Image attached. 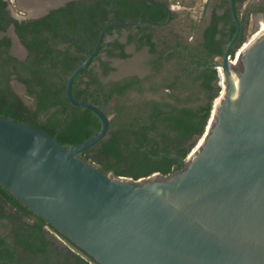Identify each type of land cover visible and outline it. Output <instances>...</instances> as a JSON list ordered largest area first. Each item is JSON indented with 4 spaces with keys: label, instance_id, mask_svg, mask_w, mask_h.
<instances>
[{
    "label": "water",
    "instance_id": "water-1",
    "mask_svg": "<svg viewBox=\"0 0 264 264\" xmlns=\"http://www.w3.org/2000/svg\"><path fill=\"white\" fill-rule=\"evenodd\" d=\"M232 6L236 33L212 64L221 99L202 144L181 159L178 170L134 180L82 158L107 137L111 119L73 94L76 76L93 62L109 28L167 26L168 10L163 22L105 25L68 76L69 102L101 121L93 137L66 147L40 129L0 116V185L99 264H264V33L233 66L241 24L233 0Z\"/></svg>",
    "mask_w": 264,
    "mask_h": 264
},
{
    "label": "trees",
    "instance_id": "trees-1",
    "mask_svg": "<svg viewBox=\"0 0 264 264\" xmlns=\"http://www.w3.org/2000/svg\"><path fill=\"white\" fill-rule=\"evenodd\" d=\"M8 3V0H0V34L14 24L28 55L25 60L18 59L10 52L11 37L0 35V116L40 129L66 147L93 137L101 129V121L93 111L75 107L69 102L66 83L70 73L96 44L103 26L112 21L136 19L139 15L159 22L168 18L167 11L160 6L155 7L156 13L138 14L129 6L128 0H74L43 17L18 21L8 16ZM214 17L205 35L204 49L209 54H223L222 40L221 44L215 40L219 17L215 13ZM155 29L151 25H142L138 33L130 35L125 43L115 40L102 44L99 53L105 48L109 57L125 59L131 56L125 50L126 45L136 41L138 48L148 46L152 53L163 55L169 52L172 55L175 47L170 42L164 43L165 49H158L159 45L154 40ZM112 30L109 28L106 34ZM244 40L240 39L235 48L240 47ZM99 60L104 76L115 70L109 61ZM90 73L91 80L84 88L80 87L79 75L75 78L73 94L78 100L94 103L105 111V106L115 94L124 96L130 89L144 92L137 76L109 84L99 80L98 92H92L89 90L92 82ZM14 78L25 85L33 105H28L13 89L11 81ZM197 78L201 89L212 91L205 106L193 108L167 103L172 106L168 114L157 106L147 119L140 114L130 120L122 114L124 108L118 106V119L116 122L111 120L107 137L80 156L101 171L115 176L137 180L155 172L169 175L181 166L178 157L185 158L197 138L204 133L212 101L217 95L214 91V84L219 79L216 68H208ZM171 97L183 103L181 97L174 94ZM0 264L99 263L0 185Z\"/></svg>",
    "mask_w": 264,
    "mask_h": 264
},
{
    "label": "flooded vegetation",
    "instance_id": "flooded-vegetation-1",
    "mask_svg": "<svg viewBox=\"0 0 264 264\" xmlns=\"http://www.w3.org/2000/svg\"><path fill=\"white\" fill-rule=\"evenodd\" d=\"M71 1H74V0H65L63 3L56 5V6H52V7L48 8L45 12L38 14V15L39 16L42 15L40 17H43V16L47 15L51 10L64 7V6H66V4L68 2H71ZM137 1L138 0H128V4L131 8L134 9L135 12H138V14L139 13L141 14L142 12H147V13H151V14L156 13L155 7L160 6L163 10L167 11L168 15H169L168 10L171 11V13H172L171 22L177 17V7L184 6L185 3L186 4L190 3V5H191L194 2V0H141L144 3L143 4L144 6L141 7L142 2H137ZM233 1H234V10H235L236 16H237V18L241 24V31H240V34L238 36L237 42H236V44H237L240 39L245 38L246 32L252 23L255 22V26L257 28V17L260 14H264V0H233ZM6 9L8 11V16H10L11 18L16 19L18 21H28L31 19L40 18V17H35L36 15H29L24 9L23 10L25 11L24 13L26 15L25 14L20 15L18 13L14 14L9 9V3H8ZM112 13H114L113 10H112ZM214 13L216 14V16L219 17V20L217 23L218 32L215 35V40H217L220 44H221V40H222V45H224V47L226 48L227 44L231 41V39L235 35L237 27H238V22L234 16L232 0H205V3L203 5V12H202L203 25H202V27H200L201 29L198 28L197 32L194 36L190 35V34H188L186 36L180 35L179 33L176 34V37H175L176 41H174L173 43H170L175 47V51L172 55L169 52L164 53L163 55L152 53V52H150V49L148 46H143V47L139 48V49H142V48L146 47L149 54H150V59L148 60V73L144 76H140L137 74H131V75H127L125 78H129L131 76L139 77L141 79L140 84L142 85V87H144V92L149 91V92L154 93V94L159 93L161 96L163 95L162 96L163 98L158 99V98L154 97V98L145 100L144 102L141 103V105L138 106L137 110L131 112L130 114H126V116L129 117L128 120H130L131 118H134L140 114L143 116V119H147L149 114H151V111L157 106H159V108L161 109L162 112L168 114L169 111H171L172 106H169L167 103H171L174 105L177 104L178 106L186 105V106H190L193 108H199V107L205 106L207 104L208 97L212 93V91L201 89L200 88V80L197 78V76L202 74L208 68H210V67L212 68V64L219 61L223 56V54H220V53L209 54L204 49L205 35H206L207 31L209 30V28L211 27L212 21L215 20L214 19L215 18ZM133 18H135V17H131L125 21H118V22L112 21V22H108L107 24H110V23H126V22L137 23L141 20L149 19V18H146L145 16H140V15L138 17H136V19H133ZM152 21H154V20H152ZM252 21H254V22H252ZM171 22H170V24H171ZM107 24H105V25H107ZM142 25H151V24L143 22L139 26H119V27L113 28V30L109 34H106L105 39H104L102 44H108L109 42H114L115 40H118L119 42L125 43L130 35H135L138 33V28L141 27ZM151 26H153V25H151ZM128 27H131V28H128ZM154 27L159 28L158 26H154ZM118 28H120V30H118ZM233 29H235V31H234L233 35L231 36V32ZM10 30L12 31L13 35H11L9 33ZM4 34H7L12 39V45L10 48L11 54L16 56L20 60H25L27 55H28V50L23 45L18 34L16 33L14 24H10L8 26L6 32L1 33L0 35L2 36ZM15 38L21 44L23 50L25 51V54L23 56L16 55L12 52L14 42H15ZM228 39H230L228 41V43H225V41H227ZM154 40H155V38H154ZM155 42H156V40H155ZM157 44L159 45L158 49H161V50L165 49V47H164L165 44H159V43H157ZM95 45H94V47H95ZM130 45H134L136 48H138V44L136 41H134V42L128 43L126 45V48H125L126 52L130 53L132 56V53L129 52L127 49V47ZM94 47L92 49H89L88 51L93 50ZM100 50H101V48H100ZM88 51H87V55H88ZM99 51L96 54V56L94 57L93 62L88 66V68L84 69L82 72H80L78 74L79 75L78 80L80 82V87L84 88L86 86V82L91 80L90 75H89V73H90L89 71L91 70L90 74L92 77V82H91V86H89V90H91L92 92L93 91L98 92L99 80L105 84H109V83H112L115 81H119V80H111V81L103 80V77H107L109 75V73H111L112 71L109 72L108 75L104 76L102 74V69L100 68L99 58L101 60H104V61H109L110 65L114 66L113 60H114V58H118V57H109L105 52V48H103L100 53H99ZM168 51H170V50H168ZM224 51H225V49H224ZM224 51H223V53H224ZM128 58H125V59H128ZM169 64L173 65L171 77H167L168 79H166V80H162V79L157 80L156 77H159L160 75H162V73L166 71L165 66L169 65ZM125 78H122V79H125ZM122 79H120V80H122ZM12 80H16V79L14 78ZM16 81H18V80H16ZM23 86L25 87V85H23ZM214 87H215V85H214ZM25 90H26V88H25ZM214 91H215V89H214ZM144 92H142V93H144ZM195 92L200 93L201 96H204L205 98L204 97L203 98L205 99V101L204 102L198 101L197 103L190 105L189 103L176 102L171 97V95H173V94L180 97L181 95H191L192 93H195ZM132 93L142 94L135 89H130L124 96H120V95L115 94L113 99L125 97L129 94H132ZM153 102H155V105L153 104ZM156 102L158 104H156ZM142 109L144 111L142 113L139 112ZM120 116H123V115L120 114ZM121 118L125 119V117H121ZM112 121H115V120L112 119ZM191 148H190V151H191ZM190 151L185 156V158L178 157L180 159V161H181V159H188L190 157L189 156ZM181 164H182V162H181ZM178 169H176V170H178ZM176 170H174V171H176ZM173 172H171L170 174H172ZM155 173H159V172H155ZM159 175H161V174L159 173ZM162 176H167V175H162Z\"/></svg>",
    "mask_w": 264,
    "mask_h": 264
},
{
    "label": "rangeland",
    "instance_id": "rangeland-1",
    "mask_svg": "<svg viewBox=\"0 0 264 264\" xmlns=\"http://www.w3.org/2000/svg\"><path fill=\"white\" fill-rule=\"evenodd\" d=\"M9 2V9L14 13H18L20 15L25 14L23 9H19L18 0H8ZM205 3V0H194V2L190 5L186 4L184 6L177 7V17L171 22V24L163 27L156 28L154 31V38L157 43L164 44L165 42L173 43L176 37V34L180 35H195L197 32V29H201L203 25V5ZM26 15V14H25ZM202 16V17H201ZM254 22V21H252ZM255 22L252 23L245 35V42L249 40L251 37V34L255 30ZM11 35H13L12 31L9 32ZM242 46V44H241ZM240 46V47H241ZM17 50H20L18 52ZM128 51L132 53V56L128 59H123L116 62L115 70L109 73L107 77H103V80L105 81H111V80H120L122 78H125L127 75L131 74H137L140 76H144L148 73V60L150 59V54L146 47L139 49L136 48L134 45H130ZM12 52L16 55L23 56L25 54V51L23 50L21 44L17 41L15 38L14 46L12 49ZM20 53V54H19ZM170 65V64H169ZM166 65V71L162 73L159 77H156L157 80H166L167 77H171V72L173 69V65L170 66ZM11 85L13 89L22 97V99L28 104L33 105L34 101L32 98H30L25 90V87L19 83L16 80L11 81ZM216 86V83L214 84ZM163 96V95H162ZM159 93L154 94L149 91H145L142 94H129L125 97L121 98H115L112 99L108 105L105 106V109L110 117V119H114L115 122L117 121L118 115L117 113V107L121 106L123 107V115L130 114L131 112L138 109V106L141 105L142 102H144L147 99L151 98H163ZM181 99L183 100V103H189L190 105L197 103L198 101H205V97L201 96L200 93H192L191 95H181ZM204 97V98H203ZM121 114V115H122ZM200 137L197 138L195 141V144L199 141ZM194 144V145H195ZM67 243V242H64Z\"/></svg>",
    "mask_w": 264,
    "mask_h": 264
},
{
    "label": "bare ground",
    "instance_id": "bare-ground-1",
    "mask_svg": "<svg viewBox=\"0 0 264 264\" xmlns=\"http://www.w3.org/2000/svg\"><path fill=\"white\" fill-rule=\"evenodd\" d=\"M65 0H18V5L20 9H24L29 15H38L41 14L43 12H45L48 8L52 7V6H56L59 5L61 3H63ZM256 33L249 38L248 41H246V43L237 51L236 56H234L231 60V63L233 66H238L239 64V57L241 56L242 52L244 51V49H246L250 43H252L253 41H255L261 34L264 33V14H260L257 17V28H256ZM18 52H20V50H17ZM220 71H222V67L219 68ZM233 79L236 81V77L233 76ZM222 85L223 88H225V84L224 82L220 83ZM221 95L216 98L215 102H214V106L212 109V113H213V117H210L209 120V124L206 127V130L209 129L210 123H212L213 119H214V113H215V108L218 105L220 99H221ZM206 133H204V136L201 137L200 142L198 143L197 147H199L205 137ZM197 147L195 149H197ZM194 149V150H195Z\"/></svg>",
    "mask_w": 264,
    "mask_h": 264
},
{
    "label": "built area",
    "instance_id": "built-area-1",
    "mask_svg": "<svg viewBox=\"0 0 264 264\" xmlns=\"http://www.w3.org/2000/svg\"><path fill=\"white\" fill-rule=\"evenodd\" d=\"M256 32H257V31H256V29H255V30L253 31V33L251 34V37H252ZM245 43H246V42L243 41V42H242V46H243ZM242 46H241V47H242ZM241 47H240V48H241ZM233 57H234V56H233ZM233 57H232V58H233ZM219 68H220V67H218V69H219ZM219 96H220V94H219V95H216V97L213 99V101H212V108H213V106H214V102H215L216 98H218ZM212 108H211V110H212ZM197 145H198V142H197L195 145H193V147L191 148V152L194 151V149L197 147ZM191 152H190V153H191Z\"/></svg>",
    "mask_w": 264,
    "mask_h": 264
},
{
    "label": "crops",
    "instance_id": "crops-1",
    "mask_svg": "<svg viewBox=\"0 0 264 264\" xmlns=\"http://www.w3.org/2000/svg\"><path fill=\"white\" fill-rule=\"evenodd\" d=\"M127 49H129V46L127 47ZM130 52V51H129ZM120 60H123V59H120V58H114L113 62H114V67H116V62L117 61H120Z\"/></svg>",
    "mask_w": 264,
    "mask_h": 264
}]
</instances>
